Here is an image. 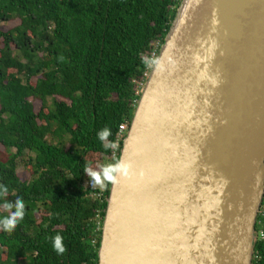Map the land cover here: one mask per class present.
<instances>
[{
  "label": "water",
  "instance_id": "95a60500",
  "mask_svg": "<svg viewBox=\"0 0 264 264\" xmlns=\"http://www.w3.org/2000/svg\"><path fill=\"white\" fill-rule=\"evenodd\" d=\"M110 183L98 264H252L264 196V0H181Z\"/></svg>",
  "mask_w": 264,
  "mask_h": 264
},
{
  "label": "trees",
  "instance_id": "16d2710c",
  "mask_svg": "<svg viewBox=\"0 0 264 264\" xmlns=\"http://www.w3.org/2000/svg\"><path fill=\"white\" fill-rule=\"evenodd\" d=\"M180 1L0 0V24L19 21L0 28V184L9 189L0 217L10 214L5 201L25 202L15 229L0 228V264H98L110 183L98 197L85 168L119 159L122 140L113 158L97 133L108 127L118 141L119 125L129 126ZM30 97L42 101L38 111ZM263 206L264 196L252 264H264Z\"/></svg>",
  "mask_w": 264,
  "mask_h": 264
},
{
  "label": "clouds",
  "instance_id": "9594fccd",
  "mask_svg": "<svg viewBox=\"0 0 264 264\" xmlns=\"http://www.w3.org/2000/svg\"><path fill=\"white\" fill-rule=\"evenodd\" d=\"M149 64L157 63L156 61H148ZM111 130L105 127L97 133L98 139L103 142L104 149H118V141H108V137L111 135ZM132 164L129 161L117 159L115 162L107 163L99 166V171L92 170L91 168H85V172L90 177L91 183L98 185L101 188L106 187L107 183L116 184L120 178H126L131 174ZM7 185L0 184V197L8 194ZM15 208L14 211L11 209ZM3 209L9 211L7 216L0 217V228L4 231H12L17 224L23 219L25 215V202L20 196H17L14 204L12 202L5 201L3 203ZM53 249L57 254H63L66 248L63 244V237L59 234L52 238Z\"/></svg>",
  "mask_w": 264,
  "mask_h": 264
},
{
  "label": "rangeland",
  "instance_id": "374dc122",
  "mask_svg": "<svg viewBox=\"0 0 264 264\" xmlns=\"http://www.w3.org/2000/svg\"><path fill=\"white\" fill-rule=\"evenodd\" d=\"M18 22L19 21L17 19H14V20H11V21H9L7 23L0 24V28L2 30H8V29H11L13 26L17 25ZM150 69H151V67H150ZM150 69L148 70V73H149ZM148 73H147V75H148ZM145 80H144V83H145ZM34 82L35 81H32V83H34ZM143 84H142V86H143ZM57 98L61 99L60 97H57ZM30 100L32 101V103L34 105V110L38 111L40 109L41 105H42V101L39 98H37V97H30ZM46 102H47V104H49L51 102V99L47 98ZM115 153H116V150H114L113 155H111V156H113V158L115 156ZM0 155L2 157L6 155L4 150H3V147L1 145H0ZM17 174L21 178V180H28L31 177L30 176L31 175L30 168L25 167L22 162L18 163Z\"/></svg>",
  "mask_w": 264,
  "mask_h": 264
},
{
  "label": "built area",
  "instance_id": "2783aa9c",
  "mask_svg": "<svg viewBox=\"0 0 264 264\" xmlns=\"http://www.w3.org/2000/svg\"><path fill=\"white\" fill-rule=\"evenodd\" d=\"M153 56H155L153 54ZM152 66V63L150 65V67ZM128 129V125L126 123H122L119 125V128H118V135H117V139H118V142L119 140H123L124 136H125V132L127 131ZM117 151V149H115ZM116 155V153H115ZM88 185L90 186V188L94 191H96V194L98 197H103L104 195V191H105V187L104 188H101L99 187L98 185H95L94 183H91V181H89ZM264 208V206H263ZM261 236H263V233H261Z\"/></svg>",
  "mask_w": 264,
  "mask_h": 264
}]
</instances>
